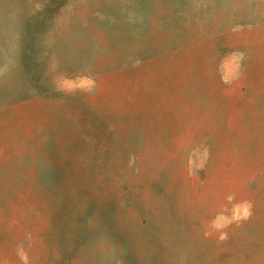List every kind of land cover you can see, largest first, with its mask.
<instances>
[{
  "label": "rangeland",
  "instance_id": "rangeland-1",
  "mask_svg": "<svg viewBox=\"0 0 264 264\" xmlns=\"http://www.w3.org/2000/svg\"><path fill=\"white\" fill-rule=\"evenodd\" d=\"M0 264H264V0H0Z\"/></svg>",
  "mask_w": 264,
  "mask_h": 264
},
{
  "label": "clouds",
  "instance_id": "clouds-1",
  "mask_svg": "<svg viewBox=\"0 0 264 264\" xmlns=\"http://www.w3.org/2000/svg\"><path fill=\"white\" fill-rule=\"evenodd\" d=\"M244 214L247 215V209H245V213Z\"/></svg>",
  "mask_w": 264,
  "mask_h": 264
}]
</instances>
